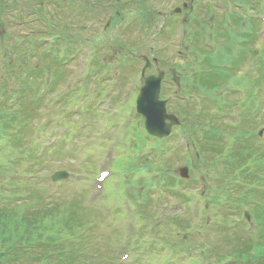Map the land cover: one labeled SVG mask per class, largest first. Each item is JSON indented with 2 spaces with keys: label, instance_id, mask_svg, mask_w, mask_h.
<instances>
[{
  "label": "rangeland",
  "instance_id": "obj_1",
  "mask_svg": "<svg viewBox=\"0 0 264 264\" xmlns=\"http://www.w3.org/2000/svg\"><path fill=\"white\" fill-rule=\"evenodd\" d=\"M47 1L48 0L42 1L45 2L41 3L43 8L45 7ZM161 1L158 2V5L161 4ZM257 1L258 0H256L255 2ZM31 2L34 4H32ZM50 5L51 7L55 6V4H51L50 2H48L47 7H45V9H48ZM181 5L182 0H167V7L172 6L171 10ZM23 6L24 11H26V16L30 11L31 6H34L36 11L39 10V6L35 4V0H28L27 2H24ZM84 6L86 7V5L82 6L81 4H72V9L76 10L75 15L68 14L71 9L69 6H65L62 11H59V13L57 14L54 12L55 16H57V20L62 25L68 24V26L58 25V27H60L61 29H69V34L72 35L74 43L79 42V39H87L92 36V34L94 35L96 32H99L97 30L99 29L103 18L106 16V13H102L100 11V5L96 8V11H93L92 13L84 10ZM258 7H262V3H258L257 8ZM260 10H263L262 13H264V8ZM33 12L34 11L31 10L28 16V22L24 25V27L19 26L17 24L13 26L15 22L14 18L18 14L15 12H13V14L12 12L6 14L5 19L7 22L5 21L4 24H0V37H4L3 39L8 45V50L10 51V53L12 54V58L14 59H18V54H22L23 51L22 45H17V47L15 46V32L21 28H27V30L33 29V27L38 22V17ZM253 14L254 17L258 16V13L256 11H253ZM49 15L51 17V14ZM167 16H169L167 13L164 14L163 17L160 16L162 18L159 21L163 23V19L167 18ZM83 26L85 27V30L81 28ZM118 28L119 32L114 37V41L109 44L110 47H108V51L103 52V57L104 59L106 58L107 64L109 66L108 68L112 72L111 74L114 75L104 77L103 73H101L99 74L101 80L98 79L97 81H95L96 77H90L86 82L87 78L84 77V71L88 66V62L86 60L87 57L84 55L83 51L79 54L78 58L76 57L74 60L68 61V64L64 67L65 73L63 75V78H58V81H60L59 89L54 95H49V97L47 96L44 99L45 104H42L41 102L36 103L31 97V102H29L28 106H26L25 109L18 114L20 117H17V122H23L24 120H27L29 118L33 120L34 116H36L37 118L38 114H44L45 116L43 117V120L48 121L49 130L47 129L43 136V138L45 137L44 145L39 147L42 150L43 148H45L46 145L53 146L48 150V152H46V154H44V159L40 161V158L37 156L38 153L36 154L35 151L30 150L29 148H27L26 152L28 160L24 162L23 159L19 160L21 162L17 160V156L14 153L10 152L11 148L6 150L3 155H1L2 157L6 156L5 161L12 162L14 165L16 164L15 166L21 167L22 171H25L29 168L31 161H34V163L38 162L39 164L38 168H36L35 166L33 169L31 167L30 169H28V173L30 172V174L32 175L27 174L26 176H33L34 178H26L22 181L15 182V184H18L17 190L15 193H13L14 195L9 204L16 205L17 203L21 202L20 200L40 195L43 193L50 200L73 201L75 199L78 202H83L84 205L90 209L89 211L92 217L97 214L95 212L96 209L99 212L103 211L105 213V217L107 218L105 222H108L111 225L118 224L122 220H124L123 218H121L120 221L119 218H116V216L112 214L115 212L114 207H118V204L119 208L122 206V199L118 196L117 191L115 190L119 186V184L115 181H117L118 179L120 180L122 178H127L131 181V187H135V185H151L148 182V179H155L156 174L153 173L150 175L148 172L145 171L144 168H139L137 167V165L140 160L142 162L149 160L153 161L154 163H159L160 165H156V168H161L164 164V156L162 157V155H165L164 151L158 153V150L153 149V147L155 146L154 140H150L147 136L148 134L143 133L141 129L140 123L144 124V122L132 117V107H134L135 104L134 102L136 98V91L139 90L141 84V79H139L140 71L144 64V61L142 57H140V55L147 54L149 56V54H151L152 52L153 55L156 57L158 56V58L160 57V55L166 56L168 58V60L165 61L163 60V58L162 60L159 58V62L161 64H159L158 67L160 66V69L164 70L166 73L169 72V75H173L171 81L166 82L162 90L163 97L165 99H168L169 101L168 109L171 112H173L174 109L177 107H182L186 109L190 108L193 113L197 114L200 109H203L202 111H205L206 107H208L211 109L210 117L216 116L218 107H216L215 105L212 106V104L209 103L211 102V100L207 98L205 94H200L198 92L193 91H190V93H184L183 86L181 87V85H179V79L182 80V74L178 73L177 69L173 67L194 60V56H189L187 58L185 54L177 53V50L179 49L178 45L180 44L181 35L183 33V30L180 25H177V27L174 29H167L168 27H166L167 30L165 31V33L160 35V30L164 28L162 24L158 25L156 30L154 28L153 33H149V31L147 33L145 29H141L140 24L136 25V21H133V23L131 22L128 25H119L116 29L108 31V33H106L107 41L105 39L106 37L100 38V42L97 41V43H94V49L97 48L98 50L102 45H104L108 41H111L109 36L113 35ZM155 31H157V35H155ZM261 33L264 35V28L262 26ZM256 37L259 42L257 45L254 44V46L261 47L263 38L261 35ZM96 38L97 37L94 38L95 41L97 40ZM116 40H118V44H116ZM121 42L127 48L135 49L133 53H135L137 56L134 57L133 61H124L125 54L123 51V46L120 45ZM84 47L85 45L83 46V48ZM100 49L102 50V48ZM170 54L172 55L171 59H169ZM41 59V56H39L38 58L33 60L34 64L37 65L38 63H41ZM46 61L51 62V60L48 59H46ZM113 61L117 62L118 66H114L112 64ZM125 62L126 64H124ZM188 64L191 66L190 70L196 72V68H194L195 62ZM242 64L243 62H241L239 66H241ZM90 65L91 62H89V67ZM199 66L200 65H197V67ZM245 71L246 69L244 67L238 69L237 71H234L233 73H231L230 70H202L197 74L202 76L203 79L208 78L212 80V82L204 81V86L210 89L209 91L211 92V94H216L217 92L228 91L233 87L239 88L240 83L238 81V76L240 75V78H243L245 81ZM255 72L256 71H254L250 75L251 80H255L257 78L254 74ZM81 82L84 83V86L86 87L88 93L82 96L77 90V92L75 93V97L73 96V98L74 100H78L79 102L82 101L86 104L87 107L85 108L87 113L85 116L82 115L81 109L78 110L74 108V106L77 105L74 100L73 102H71L70 105H68L66 101L58 100L59 98L57 96L60 93H64L67 89H71L73 85L74 88L78 89V85ZM195 82L199 83V80L195 77L188 79V83ZM191 87L189 88V90H191ZM107 89L108 91L112 89L114 95H120L118 101L119 104L114 109L111 108L110 96H108ZM179 89L182 90V93L180 94L178 93ZM233 92L234 94L227 96V100L234 102L235 98L241 97L244 94L241 93V89ZM254 93L258 94L259 97L255 98L253 103H251L254 105V109L251 112L253 114V119L249 126L250 130H253V132L254 130L259 128L260 122L264 120V85L263 88L261 87L260 89H256ZM172 95L174 96V100L172 99ZM187 95L190 96L189 99ZM34 99H36L35 96ZM256 101L259 102L260 106H262L261 111L257 109L259 105H255ZM46 106H48V110L44 111ZM247 108L249 110V107ZM179 112H177L176 114H178ZM52 113H54V115H52ZM248 113L246 112V115ZM51 115L53 116V118L51 120H46V117ZM95 115L97 116L94 117ZM261 115L263 116L260 118ZM56 116H67L68 119L66 122L67 126H69V129L66 127L57 129V126L59 124L57 123ZM257 116L259 118L258 120L255 119ZM125 121L129 122L130 129L125 125ZM183 132L184 131H182L181 129H178L173 139L172 136L169 137V140H171V142L170 144H167L169 156H172L174 158L172 160L174 162L171 166L170 174L176 177L179 176L177 175L178 169L180 167H183L188 160V158L186 157V152H184L182 147L183 144H185L186 142ZM62 133L66 134L67 137L71 136L70 138L72 140H66L67 142H65L63 137L61 138L60 136H58ZM146 138H148L149 145H146V148L144 150H139L142 145L147 143ZM130 140H133L135 142V148L131 146ZM27 142L28 137L26 138V143ZM27 147H30V144ZM25 149L26 146H24L23 152ZM138 155L140 156V160L138 159ZM117 156L118 158L114 162V158ZM110 161L112 163H115L112 164L111 167L107 165ZM172 161H169L168 163H171ZM164 168L166 169V175L169 179V171L166 166H164ZM210 169L211 167H208L203 162L202 165L195 166L194 170L192 169L195 176L193 180L198 181L197 178L204 174L205 176H207L208 183H212L214 181L217 183L216 187H218L219 185H221V180H214L213 176H209ZM57 170H64L68 172V177L64 180H61L62 185L60 187L50 188L49 182L52 181L51 177L53 173H55V171ZM103 171H109L110 174L107 176V178L109 176H111L112 178L108 180L107 178L105 180H100L99 175H101ZM112 173L118 175V177L114 175L115 177L113 178ZM177 178L178 180H180L179 177ZM160 180L161 179H158V181ZM163 182L164 181L161 182L162 186L165 185H163ZM178 185L185 184L182 182H178ZM214 186L215 185H213V187ZM200 187L201 184L198 185V183H191L187 188L199 189ZM232 189V192L234 194V192H236V188L232 187ZM142 190L143 188L140 189V191ZM50 193L55 196L49 197L48 194ZM154 193L156 194L157 192L154 190L152 191V194ZM189 193L192 198L196 199L192 190ZM210 193V196L213 197L217 195L218 197L221 195L222 192L219 189H214L213 194L215 195H211ZM143 194L146 193L144 192ZM147 195L150 196L148 191ZM254 199L256 200L253 201V205H259L260 197L256 196ZM220 200L221 197H218V200L216 199L215 201H213L212 205L211 203L208 204L209 212H207L204 217H208L210 221L213 219V217L217 218L218 215H220L221 217H218V223L215 226H207V232L194 233L190 235L187 234V232L191 230L190 228H180V232L188 238V241H184V243H182L177 253L182 254L185 258L189 255H195L199 257L201 253H205L206 247L209 246V248H211L212 250L213 246L214 253L223 255L233 249V247L228 246L225 242L229 241L232 244L237 245L238 242H241L245 239L242 228L237 227L234 229L226 230L225 227H223L224 218L226 216H229L231 213H234V215L238 216V218H241V214L239 215V210L236 211L234 210V208L221 205L219 202ZM206 202L209 203L207 199ZM204 203L205 200L202 199L198 202L197 206L196 204H191L189 210L185 213L182 212L183 209L181 207H179L177 211L181 212L182 215L185 214L188 217H191L194 221H198L202 219L203 216L200 219H197L193 217V213L191 211L192 208L196 206L194 208V211L200 213L201 211L203 212ZM177 204V199L171 197L170 202L167 203V206L172 209ZM154 210L155 212L158 210V204L154 205ZM149 212H152V209H150ZM84 214L85 217L88 218V214L85 211ZM164 216L167 219L170 215L165 214ZM120 227L123 233H129L127 222H121ZM160 231L162 234H167L166 241L169 242L170 233H167L168 231L164 228H161ZM182 234L173 235L177 238L182 239ZM118 236L119 233L116 230H113L112 228H110V230L108 229L102 232L100 236L102 239L99 240V243L97 242V248L95 249L104 252L106 248V246L104 245L109 242V247H111V244H114L109 249H112L116 253V256L120 254L125 255L122 252V250H125V248H119L122 244L120 245V241L119 239H117ZM213 240L217 242L214 244ZM205 241H207L208 246L204 244ZM123 242L129 243L128 240L125 241V238ZM155 245V247H157V241H155ZM216 246L222 248L218 249L216 248ZM149 247V244L144 245L143 250L139 252L140 255L138 254L137 256H134L132 261L138 260L140 256L143 258V261H145L147 256L144 253ZM106 252L109 253V250H106ZM154 252H156L154 249H148L146 251V254L152 256L153 254H155ZM162 258L163 257L161 256L156 258L155 260ZM130 262V260H126V264H130ZM179 264H183V262L181 261Z\"/></svg>",
  "mask_w": 264,
  "mask_h": 264
},
{
  "label": "trees",
  "instance_id": "obj_2",
  "mask_svg": "<svg viewBox=\"0 0 264 264\" xmlns=\"http://www.w3.org/2000/svg\"><path fill=\"white\" fill-rule=\"evenodd\" d=\"M23 60L25 59L22 57L21 61ZM44 62L48 61L44 60ZM14 77L18 80L16 75L11 78ZM205 81L210 82L211 79L205 78ZM33 95L30 89L16 108L8 109L0 115V133L7 132L15 125L17 117H20L18 114L28 106L31 97L37 103ZM26 123L31 124L32 119H27ZM29 127L25 126L16 138L11 153L15 154L16 150L24 149L26 137H29L27 135ZM32 150L36 151V149ZM237 156L244 159L243 152H238ZM3 157L0 158V185L16 165L6 161L1 162ZM17 185L14 184L15 188ZM16 190H3L0 186V264H109L111 255L95 249L100 240V236L95 233L96 223L90 218L86 219L84 211L82 212L79 207L76 209L70 207V204L59 206L56 201L47 200L43 193L23 199L24 201L20 200L24 205L9 204L14 195L12 191ZM256 214H258L259 227L262 228L259 238L264 240V215L263 212ZM37 216H41L39 222L35 220ZM66 237L69 238L70 243ZM38 245L43 249H37ZM232 247L236 251H243L247 245L242 242ZM49 248L54 251L55 256L45 257L40 253ZM46 258L50 261H46ZM262 260L264 262V255ZM250 264L256 263L250 261Z\"/></svg>",
  "mask_w": 264,
  "mask_h": 264
},
{
  "label": "water",
  "instance_id": "obj_3",
  "mask_svg": "<svg viewBox=\"0 0 264 264\" xmlns=\"http://www.w3.org/2000/svg\"><path fill=\"white\" fill-rule=\"evenodd\" d=\"M162 78V74L146 78L138 98L139 111L146 117L148 131L160 137L169 135L171 131V124L166 123V103L159 100Z\"/></svg>",
  "mask_w": 264,
  "mask_h": 264
},
{
  "label": "snow or ice",
  "instance_id": "obj_4",
  "mask_svg": "<svg viewBox=\"0 0 264 264\" xmlns=\"http://www.w3.org/2000/svg\"><path fill=\"white\" fill-rule=\"evenodd\" d=\"M108 176V173L107 172H103L102 174H101V179H104L105 177H107Z\"/></svg>",
  "mask_w": 264,
  "mask_h": 264
},
{
  "label": "bare ground",
  "instance_id": "obj_5",
  "mask_svg": "<svg viewBox=\"0 0 264 264\" xmlns=\"http://www.w3.org/2000/svg\"><path fill=\"white\" fill-rule=\"evenodd\" d=\"M175 133H177V132H175Z\"/></svg>",
  "mask_w": 264,
  "mask_h": 264
}]
</instances>
